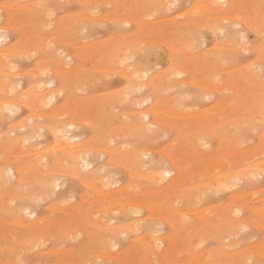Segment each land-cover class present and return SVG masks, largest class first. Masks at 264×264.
<instances>
[{
	"label": "rangeland",
	"instance_id": "374dc122",
	"mask_svg": "<svg viewBox=\"0 0 264 264\" xmlns=\"http://www.w3.org/2000/svg\"><path fill=\"white\" fill-rule=\"evenodd\" d=\"M159 1L160 0H0V6L3 7L8 6L9 8L12 9V10L5 9L4 11V9L2 8L0 10V14H3L2 17L3 19L1 18L2 20L0 21V25H1L0 27L2 26L6 28L8 27L7 29L9 31L6 32V35L9 37L5 46L9 48L8 50L10 51V54L8 53V51L6 52L7 56L5 57V59L7 58L6 59L7 61L4 60V57H0V86L2 85V87H0V98H1L0 103H2L3 99H4L3 102H5L9 98L14 96V94L7 93L9 91L6 92L8 88L7 89L4 88L5 84L2 81H7V82L13 80H15L14 82L19 81L22 84V89L28 90L31 89L32 87H35L38 84L37 81L39 80L38 75H40L41 71L44 73L45 77L47 76L46 78L48 79L52 78L55 80L54 82L57 85L54 87L55 88L54 91H58L59 89L62 88H63L62 90L64 91V93L62 95H59L51 105L41 106V107L39 106L35 110L36 112L23 105L22 106L23 108L21 107V109L17 111V113L16 111L9 112L8 110L7 111L4 110L3 113H0V138H1L0 139V143H1L0 144L1 145L0 175H3V173H5V169H7L5 166L9 167V165L17 166L19 164L20 165L28 164L30 161V155H29L30 153H28V150H31L34 147L35 149L38 150L50 149L51 147L49 148V145L52 146L55 138L54 134L51 132L52 127L61 125L64 120L69 121L71 117L72 119L74 118L73 121L77 122L78 127L77 126L71 127L70 133L72 132V134L78 135V139L84 142L85 147L88 150H90L88 153L90 156L88 155V157L92 161V166L95 169H99L100 167L99 170L101 172V173L97 172L94 175V177L92 176L91 177L92 179L90 178L89 182L85 184L83 183L85 182V180H84V176H82V172L85 174L87 170L74 174V172H72L73 170L70 167L71 164L66 163L64 165L60 163L58 161L59 156L50 153L51 156H48L49 163H47L45 167L54 172L55 175L54 179H57L56 183H58L57 188L55 187L53 189L46 190L44 181L48 180L49 177L44 176L45 173H42V170H40L42 168L41 166H38L39 169H37L38 167L34 169L33 168L25 169L23 171V175L21 176V178L20 176H18V178H11L6 173L3 176H0L1 179L0 180V189H1L0 190L1 192L0 193V264H189V263L195 264L194 261H197L196 264L199 263L215 264L214 262H216V264H219L217 262L222 263L223 261L226 260L228 262L227 263L225 262V264H231V263L239 264V262L240 264H245V261L249 262L251 257H252L250 260L251 262L252 261L255 263L260 262L259 264L264 263V255H263L264 254V250H263L264 249V213H263L264 174L261 177H255L254 178L255 180L253 179L254 181L240 180V182L238 181L237 183H235V185L224 187L225 190L221 189V186H218L217 184L219 181V177L223 178L225 173L227 174L228 171L238 170L235 169L236 167L239 168V170H241L245 168L243 167V165L248 166L247 165L248 161L249 162L252 161L251 164L253 163L259 164L260 160L264 158L263 157L264 155L262 154L264 152V123H263L264 120H262V118L264 119V117H262L264 113L259 115L260 113H262L263 111L262 109L264 108H261L263 107L261 101L258 103V101L261 99V98L259 99L258 97H262L264 91V89H262L263 91L260 89V88H264L263 87L264 86L263 83L264 41L262 40L264 39V32H263V36H261L260 34L262 33L256 32L255 30L257 27L255 29H252L255 27V25L256 26L258 25L257 29L259 30L260 26L264 25L263 24L264 19H262L264 12L260 10L261 8L264 10V5H263L264 0H229L228 6H221V7L227 8L231 6L230 7L231 11H229L227 14H229V16L232 14L233 15L230 18L226 14V16L224 17L225 20L222 14L224 12H221L216 9L214 10V7H212L209 4L210 0H202V1L179 0L173 6H168L169 3L167 6L160 4ZM194 3L195 5H193ZM156 5L157 8H155ZM202 6H209L210 9L206 7H205L206 9H204V7ZM260 6L263 7L260 8ZM252 7L255 8L258 7L260 9L257 8L258 10H256L255 8L253 9ZM93 8H95L96 10L95 9L93 10ZM46 9L47 11H45ZM190 10L194 15H192ZM178 12H181L182 14ZM198 12H200L199 15L195 14ZM208 13H210L211 15L220 14V17L217 15L211 17L210 14L209 16H206V14L208 15ZM251 13H253V15ZM259 13L262 14L260 15ZM149 15L151 16V18L149 17ZM171 15L173 16L172 18L170 17ZM234 15H238V17L235 18ZM245 16L247 18L244 19ZM252 16H254V19ZM237 18L240 19L242 18V21L237 20ZM213 19L214 20L217 19L215 22L217 23V27L219 26L218 30L217 27L214 25L215 22L213 21L214 23L213 25L211 23ZM198 20H200V22ZM252 20L255 21L256 24L252 22ZM260 20L262 21V23L260 22ZM201 21H203L202 23L205 24V27L203 24H201ZM243 21L245 23L248 22V24L246 25L243 24ZM250 21L254 23L253 24L254 27ZM234 22L236 25L234 24ZM196 24L198 25V28ZM223 24H225L226 26ZM250 24L252 27L249 26ZM201 25H203V27ZM247 26L249 28H247ZM208 27L211 30H209ZM222 27L225 28L223 29ZM261 29L264 30V28ZM184 31L187 34L186 33L184 34ZM259 31L262 32L261 30ZM195 33L196 36L194 37ZM190 36L192 38H190ZM185 39L187 40L197 39L199 41L197 46L198 48L194 46L197 45V42H194L195 40H193L192 41V43H194L193 46H191L192 45L191 43L190 45L191 47L189 46L190 48L188 49L187 47L184 46L185 48H187L185 49L182 45H185V43L186 44L190 43V41L187 40L186 42H184ZM203 39L205 40L204 42ZM180 40L182 41L181 42L182 44H180ZM243 42L245 43L243 44ZM219 43L221 44V46L223 45L222 47L223 49L219 47L220 46ZM172 44L174 45L171 46ZM140 45L141 48H138ZM228 45H230V47H228ZM174 46L175 48H173ZM179 46H181L180 48L185 49L184 52L183 49L179 48ZM231 46L233 47L231 48ZM248 46L249 47L252 46V48H249ZM254 46H260L261 53L259 54H261L262 57L260 56L259 58L258 51L256 50L257 47L253 49ZM144 47L146 48L148 47V48L146 49ZM192 47L193 49H191ZM224 47H226V49ZM32 48L33 50H30ZM200 50L204 51L205 55H203V53ZM124 51L127 52L125 53ZM199 52H201V54H199ZM120 53L121 54L123 53L122 56ZM126 54L127 56H130V58L133 57L134 58L133 59L128 58V60L126 59L127 61H125V65L127 63H133V64L135 63L136 65L140 64L147 71V75H145L147 77V78L145 77L146 80L144 78L143 79L144 81L140 80V82H146L147 80H150V78H155V81L158 84L156 89H153L152 87H143L139 91L127 90L126 92V89L128 88L129 84L126 78L120 74L121 68L125 66L123 63H121L120 58L121 59L124 58ZM174 54H176L177 56ZM206 54L208 56H206ZM199 56L201 57L198 58ZM68 57L69 59L71 58L70 63ZM178 57L179 59L176 60ZM256 57L258 58L255 59ZM215 58L218 59L216 60ZM252 61L253 63L251 64ZM10 62L12 63V66H15L17 68L15 69L17 72L14 70L13 73H8V72H12L13 71L12 69L15 68L12 67V69H10L11 66L10 67L8 66L11 64ZM67 62L70 65H67ZM256 62L259 64H257ZM219 64L220 65L222 64L224 66L220 68ZM248 65H250L249 67L252 66V71H249L251 70V68L246 67ZM113 66L117 70V72H119L120 75H117V73H115L116 70L114 72L111 71L114 70V68L110 69ZM177 67L180 69L178 70L182 76L173 73L174 70L177 69ZM257 67L258 68L260 67L259 68L260 70H258ZM56 68L58 69L60 68L59 70L62 69L63 70L59 71ZM242 68H244L243 70H245L246 73L249 71L248 73L254 72V74L252 73L249 77H246L248 73L245 74ZM228 69L230 70L227 71ZM7 70L9 71L5 72ZM21 71H26V73ZM18 72H21V74ZM242 72L244 74H242ZM16 73L18 74L14 76L13 74ZM167 73L168 75H166ZM172 74L174 75L172 76ZM10 75L11 77H9ZM104 75L107 76L108 79ZM164 75H166L165 76L166 78L163 77ZM3 76L5 78L4 80L3 79L1 80ZM6 76H8L9 79L5 80L7 78ZM251 76L253 79H250ZM256 76L258 78L261 77V79L260 80L256 79L257 78ZM214 77L216 78L217 83L213 82L215 80ZM241 77H243L244 79ZM248 78L250 79L249 81ZM210 80L213 83H211ZM256 80H259L257 82L260 83L262 81V83L261 84L259 83L257 85ZM240 83L242 86L240 85ZM237 85H238L237 87L238 89L236 88ZM216 86L218 89L214 88ZM221 86L223 88H221ZM256 86H259L260 88L257 87L258 88L257 89ZM165 87L167 90L165 89ZM248 87L251 88L249 89ZM239 89L242 91H240ZM122 90H123V94H122ZM47 91L48 89L43 90V92H47ZM241 92L246 94H243L242 96ZM250 92L253 93L251 94L253 98L248 96L250 95ZM259 92H261V94H259ZM17 93H18V89L16 90V94ZM117 93L118 95H116ZM124 95H130L128 96L129 99L126 98L127 96H125V98L123 99ZM149 96L151 97V99H153L152 101L150 99L149 104L150 105L156 104L159 108L157 117L161 120L159 121L161 125L159 124L160 126L158 125L153 127L152 128L153 130L152 129L151 131L149 130L150 133L148 132V130H143L144 132L143 131L138 132L135 129V126H137L138 124L145 126L147 124L146 123L147 120H145L142 116L138 118L137 113L145 109V107H147L149 104H147L148 101L143 102L141 106H137V107L135 106V104L136 102L144 101ZM121 97L122 100L120 99ZM256 98L258 99L257 102H255ZM29 100L30 99H25L26 102H28ZM230 101H233L234 103ZM251 101L255 102L254 103L255 105H253ZM247 102L249 106L247 105ZM243 103L246 104L244 105ZM256 103L261 105L258 107L257 106L258 104ZM176 106L179 107L177 108ZM240 106L242 109L240 108ZM256 107L258 108L256 109ZM39 110L43 112V113L41 112V114L48 113V115L41 117L42 119L39 118L38 120L37 119L35 120L37 122L36 123L37 125L43 124L45 129H43V131L42 130L40 131L39 134L42 135H37L33 137V133L29 131V128L27 130L21 128V126L24 124L31 125V123H33L34 121L33 122L30 121L31 120L30 117H32L34 113H40L37 112ZM30 111H32V113ZM180 114H182L181 117L179 116ZM245 114L247 117L245 116ZM128 115L129 117H127ZM257 116L260 117L258 118ZM201 117L203 118L201 119ZM251 117L255 121H253ZM78 118L79 121H77ZM128 118L129 119L132 118V119L128 120ZM22 119L26 121H23ZM90 123H92V125H90ZM124 135L126 137H124ZM23 137L24 138L33 137V138L31 139L29 144L21 146L20 144H18V142L21 141ZM105 140H108V142H110L111 140L114 141L112 143L111 142L108 143L107 141L105 142ZM192 140L194 142H192ZM226 140H228L229 143L225 142ZM232 141L233 143H231ZM36 144H40V145H36ZM17 146H19L20 148L21 147H25V148H23V151L22 149L21 150L18 149L17 151V148H19ZM94 146H96V148ZM122 146H124L125 148L124 147L120 148ZM106 147L107 148L109 147L111 149H107ZM134 148L135 150H133ZM113 149H115L116 151H113ZM197 149L199 152L197 151ZM251 149L252 150L254 149V151L256 152L251 151ZM257 149L259 150L257 151ZM132 150L133 152L134 151H136V153L138 152V154L139 151H141L140 152L141 155L139 159L132 160L133 156L130 153ZM227 150L229 151L227 152ZM246 150H248L249 154L250 152H254L252 153L254 157L252 155L250 156L249 154L247 156V152L245 155H243V151L245 152ZM212 151H214L213 152L214 154L212 153ZM232 151L234 152V154H236V152L239 151L235 155L236 159H234L235 156L233 158L234 154ZM240 151L242 153V156ZM142 155H144L145 157H143ZM237 156L239 159L237 158ZM240 156L243 158V160ZM249 156L251 158H248ZM208 158L209 160H207ZM219 158L221 159L217 161ZM230 158L233 162L230 160ZM110 159L114 161L113 163L114 165L111 164L106 165V163L110 161ZM222 160L224 162V165ZM239 160L240 162L242 161L241 162L242 164L239 162ZM262 160L261 162L263 163L264 159ZM219 162H221L220 163L221 165H219V167L216 168L217 165L215 164H219ZM243 162L246 163L243 164ZM239 164L243 168H241ZM159 165L161 167H167V168L170 167V169H173L174 179L173 180L165 179L162 180V182L159 181L161 183H159L157 179H150V178L148 179V176L151 173H155L153 171V167ZM102 166L103 167L105 166V169H103L104 171H101ZM233 166L236 167L234 168ZM131 167L133 170L131 169ZM221 167L224 169H221L223 171L220 173L221 170H219V168ZM211 169L212 171H210ZM214 169L215 170L217 169L219 173H217L218 171L217 170L215 171ZM57 171H59L60 173ZM70 171L72 173H70ZM107 171L111 172V174L109 173V175L113 177L112 179L109 175H108L109 177L107 176L108 178L111 179V180L109 179L110 182L113 183L116 180L114 185L112 184L113 186L108 188V191L112 192L122 188L126 190L123 193V195L122 194L120 195L122 197H119L120 200H117L118 201L117 203L112 199H103L102 197H104L103 195L106 191L104 192V190L98 189L101 188L102 186L100 187V185L96 183L97 182L96 178L101 177V174L104 173L106 174ZM144 173H145L144 176L141 175ZM147 173H149V175ZM138 174H140V178L141 176L143 177L141 179L138 178L137 176ZM41 177L42 179H40ZM179 177H181V181H178ZM5 179H7L6 181H4V184L6 185L3 184L4 186L2 187V181ZM100 179L98 183L99 182L102 183ZM214 179H216V181L212 182V180ZM174 180L175 183L177 184L173 182ZM118 181L120 183H118ZM200 181L202 184L200 183ZM18 182H20L19 183L20 185L19 187L16 188V186H18ZM37 182L41 184V186ZM93 182L96 183L97 185L96 184H95L96 186L92 185ZM188 182L189 184H187ZM205 182L206 184H203ZM194 183L195 185L198 186L196 187L195 185H192ZM211 183H213V185L214 183H216V185L213 186ZM174 185H176V190L177 188L180 189L178 190V192H175L176 190ZM179 185H181L180 187L181 188L183 187V189H181ZM129 186H131L133 191L131 190V188H128ZM163 187L164 188L168 187L167 192L162 190ZM185 187L187 188L185 189ZM21 188L22 190H20ZM195 188L196 191L193 190ZM200 188L202 191L198 193ZM94 189L98 190L97 192L99 195L95 193L96 190ZM159 189H161V192L163 191L162 195H160L161 192L160 194H158ZM254 189H256V192H254L255 191ZM249 191L250 193L252 192V195L250 193L248 194ZM243 192L246 193V198H245L246 200L244 199L243 201L242 199V201H240L241 197L244 198L245 193ZM38 193L39 196L37 195ZM188 193L190 197L187 195ZM32 194L33 196L30 197ZM180 195L185 196L184 198H181L183 200L180 199L181 197ZM167 196L170 197V199ZM191 197L192 198L196 197V198L193 199L194 200L193 201ZM197 197L199 198L197 199ZM176 198L178 200H176ZM173 199H175V201H178L177 204L173 203L174 202ZM3 200L7 203L5 204ZM13 200L15 201L12 202ZM55 200H57V202ZM133 200L135 202H132ZM190 200L193 201L192 202L193 205L195 204L197 206L196 209V206L192 205V207H195V211L194 208H192L190 205L192 204L190 203L191 202ZM232 200L234 201L236 200L237 202L235 201L236 202L235 203ZM231 201L232 203L233 202L234 203L230 205ZM124 202L129 204L130 206L129 208L131 209V211L129 208H126L128 207V205ZM130 202H132L134 205L132 203L130 204ZM141 202L143 203L140 204ZM154 202L157 203V205H154L155 204ZM104 203L108 209L105 208ZM158 204L161 205L159 206ZM234 204L238 206L236 207L234 206ZM52 205H55L53 206L55 209L52 207ZM59 205H61V207L63 208H61ZM114 205H119L120 208L118 206L116 209H114L113 207H116ZM123 205L125 210L126 211L129 210L130 213L129 211L128 212L124 211V208H122ZM188 205L190 206V208ZM226 205H228L229 207ZM260 205L262 207H260ZM256 206L259 207L257 208ZM15 207H18V209ZM25 207L30 208V210L32 211L35 210L36 211L35 214H37L35 216L37 217H29L28 215L24 214L23 210L25 209ZM132 207H136L138 210L135 208L133 209ZM209 207L212 209H210ZM226 207L229 210L231 208L230 212H228L229 210ZM235 207L236 208L243 207V208L242 211L239 212V214H236ZM11 208L13 211H11ZM77 208H79L80 210ZM111 208L115 210V213L114 211L110 212ZM139 208L140 210H142L141 212H139ZM187 208H189L190 210ZM207 208H209V213L207 212L208 211ZM220 208L222 210H219ZM224 208L227 209L226 210L227 212H225ZM232 208H234V210ZM256 208L259 211L261 209L263 210V211L261 210L262 212L260 211L261 215L260 214L258 215L259 211L254 210ZM180 209L182 210V212ZM205 209L207 215H205L204 213ZM63 210H65L67 213ZM118 210L120 211V213L117 212ZM132 210L138 211V213H134V211L132 212ZM202 210H203L202 214L204 215V217L201 214ZM20 211L22 212V216L24 219L22 218V216L19 215L21 213ZM212 211L214 212V214ZM61 212L63 215L64 214L67 215L63 216L61 215ZM183 212H184L183 215L180 214ZM195 213L197 216L195 215ZM197 213H199V217ZM169 214L171 218L169 217ZM179 214L181 215V217L178 216ZM208 214L209 215L213 214V216L211 215L212 218L209 216L211 219L206 217L208 216ZM223 214L225 215L226 218L223 217L224 216ZM15 215L17 216L15 217ZM216 215L219 216L218 218L220 221L218 220ZM38 217L42 220L40 225L36 227L35 226L31 227L29 223L30 224L34 223L33 221H36L35 219H37ZM165 217L167 219H164ZM177 217H180L184 222H185L184 219L186 218V223L182 221L183 224H181L179 218L174 219ZM215 217L217 218V220L214 219ZM230 217L233 218L235 221L247 219L245 220L244 224L242 223L243 225L241 223H237L235 227V225L233 224L234 226H232V232H233V227L235 228V230L232 237H231L232 233L230 229L231 226L229 230L227 229V226H229L232 223L231 221L230 222L228 221L231 220ZM25 218L27 219L25 220ZM87 218H89L88 219L89 221L87 220ZM169 218L171 220H169ZM202 219L204 220L208 219V221H203ZM209 219L212 221V223ZM166 220L171 221L172 225L169 223V221L167 222ZM172 220H174L175 222ZM188 220L189 222L190 221L192 222L191 225L194 222L193 226H191L195 228V230L194 228H192L194 231H196L197 228L200 226L199 223L201 224L202 227L198 228L199 230V231L197 230L198 232H200V229H203L204 227H206L205 228L206 231L208 230V228L210 229V226L213 227V230L210 229L207 231L208 233L206 232L209 237L207 235L203 236L205 235V233H203L202 230H201V233H203L202 235L201 233H198L200 234L201 239L207 237V239H203V243L202 240L199 238V235L193 232V230L191 231L190 230L191 228L189 229L190 224H188ZM214 220L216 222H222L223 225L220 223H218V225L217 223L214 225H217L218 227L217 234L219 235L220 232L221 233L220 235L223 237L225 235L226 238L224 237L223 239V237L220 236L218 238V235L214 233L216 232L215 231L216 226L214 227V225H210L215 223ZM248 220L249 222H246ZM18 221L20 223H18ZM24 221L26 223H24ZM137 221H138V225H139V221H141L140 222L141 229L138 230V232L137 230L136 231L133 230L134 228L137 229L136 227H134L137 226ZM196 221H200V222H196ZM242 221L244 222V220ZM14 222H17L18 224H15ZM92 222L93 224H91ZM154 222L157 224V225L155 224L156 226L154 225L155 227H157V229L155 228L157 233H154L155 232V230L153 229L154 226L153 228H151ZM206 222L210 226H208V224H206L205 226L204 224ZM101 223L104 225H100ZM120 224L122 225L126 224V226H119ZM127 224H129V226ZM142 224L144 226H142ZM219 224L220 226L222 225L221 226L222 228L226 224L227 225L225 229H222L221 227H219ZM52 225L54 228L52 227ZM130 225L132 226L131 228ZM173 225H175L174 228H170V226L173 227ZM185 225L187 228L185 227L184 229ZM180 226L181 229H183V230L180 229L181 232L178 229ZM147 228H148V232H151L152 229L154 230L153 232H151L152 235H150L149 233L150 237L152 236L151 238L152 240L154 239L153 236L155 238L158 237V239L161 238L164 240L163 243L161 244L158 243V245H155L157 243H154L155 242L154 240L153 241L150 240L149 236L147 235L148 233L146 230ZM175 228L177 229V231H175L176 230ZM109 229H111L112 231ZM186 229L189 231L188 233L185 232ZM205 229L203 231H205ZM124 230H126L127 233L125 234L122 233L124 232ZM219 230H223V231L221 232ZM224 230H226V232H224ZM237 230L239 232H237ZM68 232H70V234H68ZM117 232L120 234V236ZM193 233L197 234L198 238ZM229 233L231 234L229 235ZM141 234L143 236L146 234L147 237L146 236L143 237ZM167 235L170 236V239L172 238L171 241H169L170 239L169 240L167 239L168 237ZM46 236L48 238H46ZM32 237L35 238L33 241H32ZM193 237L196 239L194 240ZM144 238H146V241L147 239L149 240L147 242L141 241ZM228 238H230V240ZM217 239H219L220 241ZM42 240L44 242L43 245H42L43 243ZM110 240L112 243L115 242L117 245L116 244L113 245L112 243H110ZM196 240H200V241L199 242L197 241L198 242L197 243ZM149 241H151V244L153 242V246L155 245L154 247H156L157 250L151 245L148 246L150 244L148 243ZM33 242L34 243L40 242L41 247L39 246L38 243L34 244ZM200 242L203 245L201 244L202 246L200 245L197 246L198 244H200ZM146 243L148 245H146ZM234 243H236L237 245ZM27 245L28 247H26ZM34 245H36V248H34ZM225 246H227V248ZM148 247L152 248L150 249L152 250L151 256H149L150 251L149 253H147L148 250H145V249H149ZM223 247L225 249H223ZM158 248L159 249L161 248L159 252H158ZM220 248L222 249V251L220 250ZM227 249L228 250L230 249L229 252ZM216 250L221 253H223L225 250L224 255L221 256L220 255L221 253L217 254V252H215ZM156 251L158 252L157 256L154 255V253L156 254ZM206 251L207 252L209 251L208 253H210V255L212 253L213 256L206 254L207 253ZM230 251H232L233 253ZM235 251H238L237 255L239 257H236L237 255ZM239 251L241 253H239ZM18 252H20V255ZM213 252L215 254H213ZM251 252L252 255L250 256ZM255 252L259 256L256 254L253 255ZM159 253L160 255L161 253H163L161 257ZM242 253H243L242 256L245 257L246 259L241 256ZM195 254L198 259L196 257L193 258ZM201 254L204 255L206 254L208 256H205L204 258L203 255H202L203 257L200 256ZM231 254L233 255L231 256ZM247 255L250 257H248ZM14 256H17V258ZM224 256L226 257V259H224L225 258ZM199 257L201 258L199 259ZM217 259L219 261H217ZM238 259H240V261H238ZM251 262L249 263L252 264L253 262L252 263Z\"/></svg>",
	"mask_w": 264,
	"mask_h": 264
},
{
	"label": "bare ground",
	"instance_id": "6f19581e",
	"mask_svg": "<svg viewBox=\"0 0 264 264\" xmlns=\"http://www.w3.org/2000/svg\"><path fill=\"white\" fill-rule=\"evenodd\" d=\"M179 0H160L159 1V3L160 4H163V5H168V3H169V5L168 6H173V5H175V3L176 2H178ZM202 1V0H201ZM110 3V2H109ZM199 3V2H198ZM2 4V3H1ZM5 4V3H4ZM39 4H41V3H39ZM38 4V5H39ZM108 4V3H107ZM209 4L212 6V7H214V10L216 9V10H219V11H221V12H224V13H222L223 14V18L226 16V14L229 12V11H231L230 9V7L231 6H229V7H227V8H222L221 6H228V4H229V0H210V2H209ZM6 5V4H5ZM22 5H23V3H22ZM193 5H195V3L193 4ZM205 5V4H204ZM259 5V4H258ZM263 5H264V3H263ZM26 6V5H25ZM31 6V5H30ZM40 6V5H39ZM10 7H12V6H10ZM17 7H20V6H17ZM16 7V8H17ZM29 7V6H28ZM44 7V6H43ZM142 7V6H141ZM191 7V6H190ZM202 7H204V9H206V8H208V9H210L209 8V6H202ZM201 7V8H202ZM206 7V8H205ZM211 7V8H212ZM256 7V6H255ZM255 7H252L253 9L255 8ZM261 7H263V6H260V8ZM4 9V11H5V9L6 10H12L11 8H9L8 6H0V10L1 9ZM14 8V7H13ZM146 8V7H145ZM155 8H157V5H156V7ZM175 8V7H174ZM200 8V9H201ZM258 8V7H257ZM255 8L256 10H258V9H260V8ZM95 8H93V10H94ZM165 9V8H164ZM195 9V8H194ZM197 9V8H196ZM203 9V8H202ZM213 9V8H212ZM36 10H38V9H36ZM50 10V9H49ZM52 10V9H51ZM96 10V9H95ZM170 10V9H169ZM214 10H213V12H214ZM260 10H262L263 12H264V10L261 8ZM45 11H47V9L45 10ZM44 11V12H45ZM197 11V10H196ZM210 11V10H209ZM49 12V11H48ZM52 12V11H51ZM50 12V13H51ZM155 12V11H154ZM166 12V11H165ZM184 12V11H183ZM190 12H191V10H190ZM193 12H195V11H193ZM41 13V12H40ZM46 13V12H45ZM153 13V12H152ZM178 13H181V12H178ZM185 13H187V12H185ZM184 13V14H185ZM192 13V12H191ZM190 13V14H191ZM199 13L200 12H198V13H195V14H198L199 15ZM211 13V12H210ZM210 13H208V15L206 14V16H209V14ZM215 13H217V12H215ZM182 14V13H181ZM202 14H203V12H202ZM201 14V15H202ZM222 14H221V16H222ZM252 15H253V13H251ZM254 14H255V12H254ZM260 14V13H259ZM262 14V13H261ZM260 14V15H261ZM46 15H49V14H46ZM154 15H155V13H154ZM192 15H194L193 13H192ZM217 15V14H216ZM216 15H211L210 14V16L212 17V16H216ZM228 15V17H230L231 18V16L233 15H230L229 16V14H227ZM246 15V14H245ZM250 15V14H249ZM248 15V16H249ZM258 15V14H257ZM147 16H148V14H147ZM153 16V15H152ZM182 16V15H181ZM217 16H219L220 17V14L219 15H217ZM235 16V18L236 17H238V15H234ZM3 17V14H0V21L3 19L2 18ZM149 17L151 18V16L149 15ZM171 18L173 17L172 15L170 16ZM179 17V16H178ZM189 17V16H188ZM251 17V16H250ZM250 17H249V19H250ZM253 17V19H254V16H252ZM2 18V19H1ZM46 18H47V16H46ZM45 18V19H46ZM169 18V17H168ZM233 18V17H232ZM245 18H247L246 16L244 17V19ZM259 18H260V16H259ZM258 18V19H259ZM167 19V18H166ZM215 19V18H214ZM212 20V25L214 24L213 23V21L215 22L216 20ZM221 19V18H220ZM227 19H229V18H227ZM226 19V20H227ZM234 19V18H233ZM252 19V18H251ZM262 19H264V13H263V17H262ZM155 20V19H154ZM205 20H207V19H205ZM210 20V19H209ZM223 20V19H222ZM224 20H225V18H224ZM237 20H241L242 21V18L240 19V18H237ZM80 21V20H79ZM149 21V20H148ZM188 21V20H187ZM195 21V20H194ZM197 21V20H196ZM199 22H200V20H198ZM229 21V20H228ZM236 21V20H235ZM245 21H247V20H245ZM258 21V20H257ZM264 21V20H263ZM190 22V21H189ZM203 21H201V24H203L202 23ZM205 22V21H204ZM221 22V21H220ZM239 22V21H238ZM251 22V21H250ZM249 22V23H250ZM252 22H254L255 24H256V22L255 21H253L252 20ZM251 22V23H252ZM260 22L262 23V21L260 20ZM77 23H78V21H77ZM182 23V22H181ZM191 23V22H190ZM198 23V22H197ZM208 23V22H207ZM210 23V24H211ZM254 23H252V25L254 24ZM126 24V23H125ZM199 24V23H198ZM234 24H235V22H234ZM243 24H248V22L247 23H245L244 21H243ZM257 24H259V23H257ZM263 24H264V22H263ZM12 25V24H11ZM184 25V24H183ZM204 25V27H205V24H203ZM203 25H201L202 27H203ZM216 27H217V23L215 22V24H214ZM223 25H225V24H223ZM236 25V24H235ZM1 26V25H0ZM5 26H6V24H5ZM8 26V25H7ZM10 26V25H9ZM51 26V25H50ZM196 26H197V28H198V25L196 24ZM226 26V25H225ZM249 26H251V24L249 25ZM264 25H262V26H260V28H259V30H261L262 32H260L257 28H258V25L256 26L255 25V27H254V25H253V27L254 28H252V29H255L256 27V32H259V33H262V34H260L261 36H263V32H264V30H262L261 28H264L263 27ZM86 27V26H85ZM135 27V26H134ZM211 27V26H210ZM219 27V26H218ZM217 27V30L219 29ZM252 27V26H251ZM250 27V28H251ZM8 28V27H7ZM6 27H0V57H4V60H6L5 59V57L7 56V54H6V52L8 51V53L10 54V51L8 50L9 48H7L5 45H6V43H7V41H8V37L9 36H7L6 35V32H8L9 30L7 29ZM192 28H194V27H192ZM207 28V27H206ZM223 28V27H222ZM225 28V27H224ZM223 28V29H224ZM247 28H249L248 26H247ZM167 29V28H166ZM208 29H209V27H208ZM168 30V29H167ZM170 30H172V29H170ZM209 30H211V29H209ZM212 30H213V28H212ZM217 30H214V31H217ZM258 30V31H257ZM186 31V30H185ZM184 31V34L186 33ZM221 31V30H220ZM119 32V31H118ZM117 32V33H118ZM195 32V31H194ZM242 32H243V30H242ZM192 33V32H191ZM200 33V32H199ZM222 33V32H221ZM187 34V33H186ZM189 34V33H188ZM201 34V33H200ZM245 34V33H244ZM258 34V33H257ZM39 35V34H38ZM44 35V34H43ZM42 35V36H43ZM198 35V34H197ZM214 35V34H213ZM233 35V34H232ZM48 36V35H47ZM47 36H44V37H47ZM187 36V35H186ZM196 36V33H195V35H194V37ZM235 37H236V35H235ZM245 37V36H244ZM179 38V37H178ZM190 38H192L191 36H190ZM205 38V37H204ZM216 38V37H215ZM47 39V38H46ZM189 39V38H188ZM241 39V38H240ZM244 39V38H243ZM242 39V40H243ZM48 40V39H47ZM184 40V39H183ZM186 40L187 39H185V41L184 42H186ZM193 40H195V39H193ZM193 40H187V41H190V43H188V44H186L185 43V45H182L183 47L185 46V47H187L188 49L191 47V46H193V44L194 43H192V41ZM232 40V39H231ZM234 40V39H233ZM245 40V39H244ZM263 41H264V39H262ZM44 41H45V39H44ZM116 41V40H115ZM201 41V40H200ZM205 40L203 39V42H204ZM47 42V41H46ZM182 41L180 40V44H182L181 43ZM194 42H197V45H194V46H198V40L196 39ZM216 42V41H215ZM219 42V41H218ZM217 42V43H218ZM232 42V41H231ZM230 42V43H231ZM48 43V42H47ZM191 43H192V45H191ZM202 43V42H201ZM225 43V42H224ZM223 43V44H224ZM228 43V42H227ZM226 43V44H227ZM245 42H243V44H244ZM82 44V43H81ZM80 44V45H81ZM98 44V43H97ZM178 44V43H177ZM200 44V43H199ZM239 44V43H238ZM247 44H249V43H247ZM246 44V45H247ZM8 45V44H7ZM48 45V44H47ZM51 45V44H50ZM135 45V44H134ZM174 44H172L171 46H173ZM191 45V46H190ZM213 45V44H212ZM219 47H223V45L221 46V44L219 43ZM261 45V44H260ZM49 46V45H48ZM190 46V47H189ZM239 46V45H238ZM237 46V47H238ZM244 46V45H243ZM45 47V46H44ZM53 47V46H52ZM130 47V46H129ZM129 47H128V49H129ZM177 47V46H176ZM181 46H179V48H180ZM184 47V48H185ZM201 47V46H200ZM216 47V46H215ZM218 47V46H217ZM228 47H230V45H228ZM227 47V48H228ZM233 46H231V48H232ZM235 47V46H234ZM246 47V46H245ZM249 47V46H248ZM255 47H257V51H258V56H259V58H260V56L262 57V55L261 54H259V53H261V48H260V46H254V48L253 49H255ZM41 48V47H40ZM43 48V47H42ZM47 48V47H46ZM49 48V47H48ZM138 48H141V45L138 47ZM144 48H146V47H144ZM148 48V47H147ZM146 48V49H147ZM173 48H175V46L173 47ZM178 48V47H177ZM180 48V49H183V52H184V50L185 49H187V48ZM198 48V47H197ZM225 49H226V47H224ZM249 48H252V46L251 47H249ZM260 50H259V49ZM262 48H263V46H262ZM172 49V48H171ZM191 49H193V47L191 48ZM190 49V50H191ZM196 49V48H195ZM201 49V48H200ZM223 49V48H222ZM221 49V50H222ZM246 49H248V48H246ZM30 50H33V48L32 49H30ZM136 50H138V49H136ZM197 50V49H196ZM202 50V49H201ZM200 50V51H201ZM264 50V49H263ZM263 50H262V53H263ZM128 51V50H127ZM127 51H124L125 53L127 52ZM142 51V50H141ZM143 51H144V49H143ZM193 51V50H192ZM206 51V50H205ZM209 51V50H208ZM241 51V50H240ZM246 51V50H245ZM132 52V51H131ZM187 52H189V51H187ZM202 53H203V55H205L204 54V51H201ZM201 52H199V54H201ZM207 52V51H206ZM142 53V52H141ZM174 53V52H173ZM195 53V52H194ZM27 54V53H26ZM121 54V53H120ZM123 54V53H122ZM122 54H121V56H122ZM219 54V53H218ZM256 54V53H255ZM29 55V54H28ZM174 55H176V54H174ZM173 55V56H174ZM185 55V54H184ZM183 55V56H184ZM193 55V54H192ZM212 55V54H211ZM215 55V54H214ZM133 56V55H132ZM177 56V55H176ZM189 56H191V55H189ZM206 56H208L207 54H206ZM201 56H199L198 58H200ZM205 57V56H204ZM128 58L129 59H133V58H130V56H127V54L125 55V57L124 58H120V61H121V63H123L124 65H125V61H127L128 60ZM195 58V57H194ZM258 57H256L255 59H257ZM9 59V58H8ZM11 59V58H10ZM127 59V60H126ZM179 59V57L176 59V60H178ZM216 60L218 59V58H215ZM68 60H69V63H70V60H71V58L69 59V57H68ZM7 61V60H6ZM74 61V60H73ZM207 61V60H206ZM222 61V60H221ZM249 61V60H248ZM2 62H3V60H2ZM52 62V61H51ZM210 62V61H209ZM216 62V61H215ZM218 62V61H217ZM5 63V62H4ZM11 63V62H10ZM61 63V62H60ZM68 62H67V65H70ZM78 63V62H77ZM120 63V64H121ZM249 63V62H248ZM253 63V61L251 62V64ZM257 63V62H256ZM6 64V63H5ZM4 64V65H5ZM122 64V65H123ZM158 64H159V62H158ZM214 64V63H213ZM223 64V63H222ZM221 64V65H222ZM246 64H247V62H246ZM257 64H259V63H257ZM17 65V64H16ZM65 65V64H64ZM156 65V64H155ZM212 65V64H211ZM218 65V64H217ZM220 65V64H219ZM219 66L220 68L221 67H223L224 65H222V66ZM244 65V64H243ZM9 67L11 66V68L10 69H12V67L14 68L15 66H12V63L10 64V65H8ZM50 66V65H49ZM48 66V67H49ZM59 66V65H58ZM118 66V65H117ZM186 66V65H185ZM250 65H248V66H246V67H249ZM62 67V66H61ZM159 67V66H158ZM170 67H172V66H170ZM191 67V66H190ZM196 67V66H195ZM216 67V66H215ZM255 67V66H254ZM39 68V67H38ZM43 68H44V66H43ZM72 68V67H71ZM112 68H114V66L113 67H111L110 69H112ZM151 68V67H150ZM225 68V67H224ZM249 68H251V70H249V71H252V66L251 67H249ZM248 68V69H249ZM258 68V67H257ZM260 68V67H259ZM258 68V70H260ZM15 69H17L16 67L14 68V69H12L13 71L12 72H8L9 70H7V71H5V72H8V73H13L14 72V70ZM49 69V68H48ZM57 70H59L58 68H56ZM65 69V68H64ZM119 69V68H118ZM161 69V68H160ZM179 68L177 67V69L176 70H174V72L173 73H176V75H181V73L179 72V70H178ZM244 68H242V70H243ZM247 69V68H246ZM5 70V69H4ZM63 70V69H62ZM62 70H59V71H62ZM107 70V69H106ZM116 69L114 68V70H111V71H115ZM120 70V69H119ZM152 70V69H151ZM155 70V69H154ZM218 70V69H217ZM226 70V69H225ZM230 69H228L227 71H229ZM16 71V70H15ZM35 71V70H34ZM46 71V70H45ZM109 71V70H108ZM166 71V70H165ZM220 71V70H219ZM237 71V70H236ZM235 71V72H236ZM238 71H239V69H238ZM244 71V73L245 74H247L249 71L248 70H246V71H248L247 73L245 72V70H243ZM2 72V71H1ZM17 72V71H16ZM21 72H25L26 73V71H21ZM21 72H18V73H20L21 74ZM28 72V71H27ZM36 72V71H35ZM34 72V73H35ZM148 72H150V71H148ZM168 72V71H167ZM221 72H222V69H221ZM223 72H224V70H223ZM261 72V71H260ZM259 72V73H260ZM18 73H16V74H13L14 76L15 75H17ZM37 73V72H36ZM115 73H117V75H123L125 78H126V80L128 81V88L126 89V92H127V90L128 91H131V90H136V91H139V90H141L143 87H152L153 89H156L157 88V82L155 81V78H150V80H147L146 82H140V80L142 81L146 76L145 75H147V71H146V69H144L140 64H133V63H127L123 68H121V70H120V74H119V72H117V70H116V72ZM200 73V72H199ZM243 72H242V74H244ZM253 74H254V72H252ZM252 73H248L247 74V76L246 77H249ZM170 74V73H169ZM182 74H184V73H182ZM257 74V73H256ZM108 75V74H107ZM115 75V74H114ZM166 75H168V73L166 74ZM166 75H164L163 77L164 78H166L165 76ZM174 74H172V76H173ZM19 76V75H18ZM34 76V75H33ZM39 76V80H37L38 81V84L35 86V87H32L31 89H28V90H24V89H22V84L18 81V82H14L15 80H13V78H12V80L13 81H9V82H7V81H2L4 84H5V89H7L6 90V92L7 91H9V92H7V93H11V94H14V96L13 97H11V98H9L7 101H5V102H3L4 101V99H3V101H2V103H0V113H3V111L4 110H8L9 112H15L16 111V113H17V111H19L20 109H21V107L24 105L25 107H28V108H30V109H32L34 112H36L35 110L40 106H49V105H51L52 103H53V101H55L56 99H57V97L59 96V95H62L63 93H64V91L62 90V89H59L58 91H54L55 90V86L57 85V84H55V80L54 79H52V78H50V79H48V78H46L45 76H44V73L41 71L40 72V75H38ZM105 76V75H104ZM110 76V75H109ZM149 76V75H148ZM171 76V75H170ZM182 76V75H181ZM218 76V75H217ZM216 76V77H217ZM239 76V75H238ZM7 78L5 79V80H7V79H9V77H11V75L8 77V76H6ZM17 77V76H16ZM106 78H107V76H105ZM257 77V76H256ZM4 76L1 78V80L3 79L4 80ZM110 78V77H109ZM147 78V77H146ZM146 78H145V80H146ZM215 78V77H214ZM213 78V79H214ZM241 78H243V77H241ZM264 78V77H263ZM108 79V78H107ZM212 79V80H213ZM244 79V78H243ZM242 79V80H243ZM250 79H253L252 78V76H251V78ZM249 78H248V81L250 80ZM256 79H261V77L260 78H256ZM204 80V79H203ZM215 80H216V78H215ZM213 81V82H216L217 83V80L216 81ZM247 80V79H246ZM255 80V79H254ZM253 80V81H254ZM259 80H256V83H257V85L260 83V82H257V81H259ZM144 81V80H143ZM170 81V80H169ZM168 81V82H169ZM182 81V80H181ZM211 81V80H210ZM238 81H239V79H238ZM237 81V82H238ZM61 82V81H60ZM212 81H211V83H213ZM218 82H221V81H218ZM235 82V81H234ZM215 83V84H216ZM255 83V82H254ZM261 83H262V81H261ZM260 83V84H261ZM263 83H264V81H263ZM27 84V83H26ZM182 84V83H181ZM222 84V83H221ZM224 84V83H223ZM242 84H244V83H242ZM113 85V84H112ZM212 85V84H211ZM217 85V84H216ZM232 85V84H231ZM240 85H241V83H240ZM239 85V86H240ZM6 86H8V87H6ZM199 86V85H198ZM242 86V85H241ZM263 86V85H262ZM0 87H2V85L0 86ZM74 87H75V85H74ZM226 87V86H225ZM224 87V88H225ZM235 87V86H234ZM238 87V85L236 86V88ZM257 87H259V86H256V88ZM264 87V86H263ZM175 88V87H174ZM214 88H217V86L216 87H214ZM220 88V87H219ZM221 88H223L222 86H221ZM249 88V87H248ZM251 88V87H250ZM249 88V89H250ZM260 88V87H259ZM18 89V93L16 94V90ZM47 90L48 89V91L47 92H43V90ZM165 89H166V87H165ZM218 89V88H217ZM232 89V88H231ZM238 89V88H237ZM258 89V88H257ZM261 90L262 89H264V88H260ZM167 90V89H166ZM214 90H216V89H214ZM222 90H224V89H222ZM240 90V89H239ZM246 90V89H245ZM244 90V91H245ZM248 90V89H247ZM252 90H253V88H252ZM256 90V89H255ZM5 91V90H4ZM240 91H242V90H240ZM263 91V90H262ZM261 91V92H262ZM166 92V91H165ZM246 92V91H245ZM257 92V91H256ZM261 92H259V94H261ZM118 93H120V92H118ZM118 93L116 94V95H118ZM133 93V92H132ZM135 93V92H134ZM242 93V92H241ZM6 94V93H5ZM4 94V95H5ZM122 94H123V90H122ZM121 94V95H122ZM127 94V93H126ZM243 94H246V93H242L241 95L243 96ZM251 94H253V93H251L250 92V95H248V96H250V97H252L251 96ZM72 95V94H71ZM70 95V96H71ZM131 95V94H130ZM130 95H124V97H123V99L125 98V96H127L126 98H128L129 99V97L128 96H130ZM186 95V94H185ZM96 96V95H95ZM137 96V95H136ZM183 96V95H182ZM239 96V95H238ZM150 97V96H149ZM146 98L144 101H142V102H136V104H135V106L137 107V106H141L142 104H143V102H146V101H148V103L147 104H149V102H150V99H151V97L150 98ZM255 97H257V96H255ZM154 98V97H153ZM206 98V97H205ZM253 98V97H252ZM260 100L258 101V103L261 101V103H262V105H263V107H261V108H264V91H263V94H262V97H258ZM1 99V98H0ZM25 99H30L28 102H26L25 101ZM118 99H119V97H118ZM121 100H122V97L120 98ZM130 99H131V97H130ZM161 99V98H160ZM184 99V98H183ZM6 100V99H5ZM153 99H151V101H152ZM233 100V99H232ZM238 100V99H237ZM244 100V99H243ZM257 98H256V101L255 102H257ZM173 101V100H172ZM239 101H240V99H239ZM253 101V100H252ZM251 101V102H252ZM58 102V101H57ZM65 102V101H64ZM68 102V101H67ZM230 102H233V101H230ZM248 102H249V99H248ZM248 102H247V105H248ZM255 102H252L253 103V105H255L254 103ZM234 103V102H233ZM232 103V104H233ZM258 103H256V104H258ZM132 104H133V101H132ZM230 104V103H229ZM231 104V105H232ZM244 105L246 104V103H243ZM250 104V103H249ZM175 105V104H174ZM261 105V104H260ZM259 104L257 105L258 107L260 106ZM129 106V105H128ZM249 106V105H248ZM177 107V106H176ZM179 107V106H178ZM177 107V108H178ZM230 107H232V106H230ZM258 107H256V109L258 108ZM23 108V107H22ZM45 108V107H44ZM54 108V107H53ZM143 108V107H142ZM240 108H241V106H240ZM244 108V107H243ZM248 108V107H247ZM255 108V107H254ZM176 109V108H175ZM242 109V108H241ZM249 109H250V107H249ZM45 110H47V109H45ZM167 110V109H166ZM184 110H185V108H184ZM236 110H237V108H236ZM240 110V109H239ZM247 110V109H246ZM263 111H262V113H260L259 115H261V114H263L264 113V109H262ZM44 111V110H43ZM48 111H49V109H48ZM158 111H159V108H158V106L155 104V105H153V104H149L147 107H145V109H143V110H141L139 113H137L138 115H137V117L139 118L140 116H142L145 120H147V124L145 125V126H143V125H139L138 124V122H137V126H135V129L138 131V132H140V131H143V130H148V132H149V130L151 131V129L153 128V127H155V126H158L159 124H160V122L159 121H161L157 116H158ZM183 111V110H182ZM181 111V112H182ZM259 111V110H258ZM31 113H32V111H30ZM37 112H40V113H34V115H32V117H30V121H34L33 123H31V125L29 124H24V125H22L21 126V128H23V129H27L28 130V128H29V131L30 132H32L33 133V137H35V136H37V135H42V134H39L40 133V131L42 130L43 131V129H45V127L43 126V124L42 125H37L36 123V119L38 120L39 118H41V117H43V116H45V115H48V113L47 114H41V110H39V111H37ZM184 112V111H183ZM240 112V111H239ZM255 112V111H254ZM256 112H257V110H256ZM6 113V112H5ZM5 113H4V115H5ZM43 113V112H42ZM57 113V112H56ZM65 113V112H64ZM71 113V112H70ZM197 113V112H196ZM199 113V112H198ZM207 113V112H206ZM15 114V113H14ZM36 114H39V115H36ZM41 114V115H40ZM61 114V113H60ZM79 114V113H78ZM179 114V113H178ZM247 114V113H246ZM246 114H245V116H246ZM256 114V113H255ZM254 114V115H255ZM52 115V114H51ZM68 115V114H67ZM204 115H205V113H204ZM207 115V114H206ZM252 115V114H251ZM60 116V115H59ZM126 116V115H125ZM124 116V117H125ZM173 116H174V114H173ZM180 117L182 116V114H180L179 115ZM244 116V117H245ZM127 117H129V115L127 116ZM247 117V116H246ZM252 117H254V116H252ZM251 117V119L253 120V121H255L253 118ZM258 118L260 117V116H257ZM262 117H264V114L262 115ZM261 117V118H262ZM12 118V117H11ZM203 117H201V119H202ZM211 118V117H210ZM42 119V118H41ZM40 119V120H41ZM71 119H72V117H71ZM71 119H69V121H66V120H64L63 122H62V124L61 125H59V126H55V127H52V133L54 134V136H55V138H54V143L52 144V146H50L49 145V148L50 149H45V150H38V149H35V147L34 148H32L31 150H28V153H30L29 155H30V161H29V163L28 164H24V165H17L18 164V162H17V164H15V165H17V166H14V165H9V167H7V166H5L7 169H5V173L6 174H8L11 178H18V176H20V178H21V176L23 175V171L25 170V169H34V168H37L38 166H41L42 168L40 169V170H42V173H45L44 174V176H48L49 177V179L48 180H46V181H44L45 182V188H46V190L47 189H53V188H57V186H58V183H56V181H57V179H54V177H55V175H54V172L52 171V170H49L48 168H46L45 167V165L47 164V163H49V159H48V156H51L50 155V153H52V154H56L57 156H59V159H58V161L60 162V163H62V164H66V163H68V164H71V169L73 170L72 172H74V174L76 173H78V172H81V171H85V170H87L86 171V173L84 174L83 172H82V176H84V180H85V182H83V183H87V182H89V179L93 176L94 177V175L97 173V172H100V167H99V169H95L93 166H92V161L89 159V157H88V153H89V151L90 150H88L86 147H85V145H84V142H82L81 140H79L78 139V135H76V134H72V132L70 133V129H71V127H78V124H77V122H75V121H73V119L71 120ZM123 119V118H122ZM126 119V118H125ZM132 118H128V120H131ZM142 119V118H141ZM200 119V118H199ZM241 119V118H240ZM257 119V118H256ZM23 120V119H22ZM68 120V119H67ZM219 120V119H218ZM236 120V119H235ZM244 120H245V118H244ZM262 120H264L263 118H262ZM23 121H26V120H23ZM53 121V120H52ZM77 121H79V118H78V120ZM82 121V120H81ZM86 121V120H85ZM125 121V120H124ZM134 121V120H133ZM135 121H136V119H135ZM143 121V120H142ZM228 121V120H227ZM239 121V120H238ZM243 121V120H242ZM50 122H51V120H50ZM224 122H225V120H224ZM23 123V122H22ZM45 123H46V121H45ZM85 123V122H84ZM223 123V122H222ZM256 123V122H255ZM264 123V122H263ZM48 124V123H47ZM227 124V123H226ZM245 124V123H244ZM249 124V123H248ZM27 125V126H26ZM90 125H92V123H90ZM161 125V124H160ZM159 125V126H160ZM221 125V124H220ZM239 125V124H238ZM241 125V124H240ZM263 125V124H262ZM249 126V125H248ZM17 127V126H16ZM253 127V126H252ZM18 129V128H17ZM16 129V130H17ZM47 130V129H46ZM153 130V129H152ZM154 130H155V128H154ZM252 130V129H251ZM14 131V130H13ZM24 132V131H23ZM27 132V131H26ZM144 132V131H143ZM2 133V132H1ZM4 133V132H3ZM150 133V132H149ZM148 133V134H149ZM129 134V133H128ZM237 135V134H236ZM235 135V136H236ZM222 136V135H221ZM227 136V135H226ZM8 137V136H7ZM33 137H23V139L21 140V141H19L18 142V144H20L21 146H24V145H26V144H29L30 143V141H31V139L33 138ZM43 137H45V136H43ZM50 137V136H49ZM110 137V136H109ZM109 137H108V139H109ZM124 137H126L125 135H124ZM228 137V136H227ZM10 138V137H9ZM8 138V139H9ZM42 138V137H41ZM111 138V137H110ZM220 138V137H219ZM231 138V137H230ZM1 139V138H0ZM35 139V138H34ZM53 139V138H52ZM200 139V138H199ZM198 139V140H199ZM234 139H236V138H234ZM233 139V140H234ZM261 139V138H260ZM7 140V139H6ZM194 140V139H193ZM192 140V142H194ZM223 140V139H222ZM241 140V139H240ZM108 142V140H105V142ZM114 140H111L110 142L112 143ZM190 141H191V139H190ZM195 141H196V139H195ZM2 142V141H1ZM110 142H108V143H110ZM225 142H228L229 143V141L228 140H226ZM6 143V142H5ZM41 143V142H40ZM107 143V144H108ZM204 143V142H203ZM223 143V142H222ZM231 143H233V141L231 142ZM234 143H235V141H234ZM244 143V142H243ZM1 144V143H0ZM9 144V143H8ZM48 144V143H47ZM107 144H105V145H107ZM184 144V143H183ZM194 144V143H193ZM192 144V145H193ZM238 144V143H237ZM5 145V144H4ZM19 145V146H20ZM36 145H40V144H36ZM105 145H103V146H105ZM232 145V144H231ZM236 145V144H235ZM240 145V144H239ZM243 145V144H242ZM1 146V145H0ZM3 146V145H2ZM6 146V145H5ZM19 146H17V147H19ZM34 146V145H33ZM102 146V147H103ZM205 146V145H204ZM238 146V145H237ZM8 147H10V146H8ZM40 147V146H39ZM48 147V146H47ZM89 147V146H88ZM91 147V146H90ZM95 148H96V146H94ZM94 147H92V148H94ZM124 146H122V147H120V148H123ZM199 147V146H198ZM206 147V146H205ZM23 148H25V147H19V148H17V151H18V149L19 150H21L22 149V151H23ZM107 148V147H106ZM106 148H105V150H106ZM125 148V147H124ZM229 148H230V146H229ZM243 148V147H242ZM256 148V147H255ZM107 149H111V148H107ZM232 149V148H231ZM236 149V148H235ZM235 149H234V152H235ZM263 149V148H262ZM133 150H135V148L133 149ZM133 150L130 152L131 154H132V156H133V158H132V160L133 159H139V157H140V152L141 151H139V154H138V152L136 153V151H134L133 152ZM200 150V149H199ZM230 150V149H229ZM229 150H227V152L229 151ZM238 150V149H237ZM243 150V149H242ZM256 150V149H255ZM259 149H257V151H258ZM113 151H116L115 149H113ZM197 151H198V149H197ZM206 151V150H205ZM251 151H254V149L252 150L251 149ZM21 152V151H20ZM121 152V151H120ZM199 152V151H198ZM214 151H212V153H213ZM233 152V151H232ZM234 152H233V154H234ZM239 152V151H238ZM238 152H236V154L238 153ZM246 152H247V156H248V154H249V152H248V150H246L245 152L243 151V155H245L246 154ZM254 152H256V151H254ZM254 152H250V156L252 155V153H254ZM263 152V151H262ZM143 153V152H142ZM149 153V152H148ZM147 153V154H148ZM205 153H207V152H205ZM204 153V154H205ZM226 153V152H225ZM240 153H241V151H240ZM259 153V152H258ZM25 154V153H24ZM144 154V153H143ZM146 154V155H147ZM214 154V153H213ZM213 154H212V156H213ZM232 154V155H233ZM236 154H234L233 155V158H234V156L236 155ZM263 155H264V152L262 153ZM22 155V154H21ZM101 155H103V154H101ZM125 155V154H124ZM208 155V154H207ZM254 155H256V154H254ZM90 156V155H89ZM104 156H105V154H104ZM143 157H145L144 155H142ZM204 156V155H203ZM241 156H242V153H241ZM240 156V157H241ZM248 157V158H251V157ZM253 156V155H252ZM13 157V156H12ZM18 157V156H17ZM23 157V156H22ZM102 157V156H101ZM114 157V156H113ZM205 157H206V155H205ZM211 157V156H210ZM230 157V156H229ZM254 157V156H253ZM264 157V156H263ZM21 158V157H20ZM127 158V157H126ZM204 158V157H203ZM232 158V157H231ZM231 158H230V160H231ZM237 158H238V156H237ZM242 158V157H241ZM245 158H246V156H245ZM257 158V157H256ZM15 159V158H14ZM13 159V160H14ZM18 159V158H17ZM206 159V158H205ZM221 158H219L217 161H219ZM223 159V158H222ZM234 159H236V156H235V158ZM233 159V160H234ZM239 159V158H238ZM252 159H254V158H252ZM262 159H264V158H262ZM261 159V160H262ZM25 160H26V158H25ZM28 160V159H27ZM170 160V159H169ZM207 160H209V158L207 159ZM225 160H226V158H225ZM230 160H229V162H230ZM242 160H243V158H242ZM249 160V159H248ZM256 160V159H255ZM260 160V159H259ZM261 160H260V162H261ZM10 161V160H9ZM51 161V160H50ZM117 161H118V159H117ZM126 161V160H125ZM232 161V160H231ZM236 161V160H235ZM254 161V160H253ZM263 161V160H262ZM122 162H124V161H122ZM132 162V161H131ZM130 162V163H131ZM222 162H223V160H222ZM226 162H228V161H226ZM233 162V161H232ZM231 162V163H232ZM239 162H240V160H239ZM238 162V163H239ZM242 162V161H241ZM240 162V163H241ZM251 162L252 161H248V163H247V165L248 166H244L243 165V167H245V168H243V167H241L240 166V164H239V166L241 167V168H243V169H241V170H239V168H237L236 166V168L235 169H238V170H235V171H226L227 172V174L225 173V175L223 176V178H221V177H219V181H218V186H221V189H224V187H228V186H232V185H235V183H237L238 181L240 182V180L241 181H251V180H253L255 177H261L263 174H264V162L262 163L261 162V164H260V162H259V164H257V163H253V164H251ZM256 162H258V161H256ZM16 163V162H15ZM114 163V161L112 160V159H110V161H108L107 163H106V165H108V164H111V165H114L113 164ZM118 163V162H117ZM215 163V162H214ZM213 163V164H214ZM218 163V162H217ZM221 162H219V164H215V165H217L216 166V168H218L219 167V165H221L220 164ZM246 163V162H245ZM244 162H243V164H245ZM8 164V163H7ZM11 164V163H10ZM42 164V165H41ZM127 164H128V161H127ZM179 164V163H178ZM230 164V163H229ZM242 164V163H241ZM80 165H81V167H80ZM124 165H126V164H124ZM142 165H144V164H142ZM158 165V164H157ZM161 165V164H160ZM154 166L153 167V171L155 172V173H151L150 175H149V173H147L149 176H148V179L150 178V179H157V181L159 182V181H161L162 182V180H165V179H170V180H173L174 179V177H173V169H170V167L169 168H167V167H161V166ZM180 165V164H179ZM223 165H224V162H223ZM233 165H235V164H233ZM79 166V167H78ZM127 166H129V165H127ZM147 166V165H146ZM145 166V167H146ZM225 166H226V164H225ZM5 167H3V168H5ZM63 167V166H62ZM103 167V166H102ZM101 167V171H104L103 169H105V166L102 168ZM144 167V166H143ZM182 167V166H181ZM230 167V166H229ZM2 168V167H1ZM81 168V169H80ZM234 168H232V169H234ZM37 169H39V167L37 168ZM131 169H132V167H131ZM212 169H213V167H212ZM212 169L210 170V171H212ZM221 169H224V168H219V170H221ZM226 169V168H225ZM133 170V169H132ZM149 170V169H148ZM215 170V169H214ZM217 170V169H216ZM215 170V171H216ZM152 171V170H151ZM209 171V172H210ZM218 171V170H217ZM223 170H221L220 171V173L222 172ZM57 172H59V171H57ZM71 171H70V173H72ZM214 172V171H213ZM1 173V172H0ZM5 173H3V175L5 174ZM60 173V172H59ZM69 173V174H70ZM101 173V172H100ZM109 173L111 174V172H108L107 171V173L105 174H101V177H97V178H101L100 180L102 181V183L101 182H99L98 183V181H99V179H97L96 178V180H97V184L98 185H100V187L101 188H98V189H101V190H104V197H102L103 199H112V200H114L116 203L118 202L117 200H120V198L119 197H122V196H120L121 194L123 195V193L126 191L125 189H118V190H116V191H108V188L109 187H111V186H113L114 185V183H115V181L112 183V182H110V178H108L110 175H109ZM133 173V172H132ZM217 173H219V171L217 172ZM29 174H30V172H29ZM63 174V173H62ZM65 174V173H64ZM128 174H129V172H128ZM135 174H136V171H135ZM146 174V175H147ZM183 174V173H182ZM210 174V173H209ZM3 175H0V176H3ZM80 175H81V173H80ZM109 175V176H108ZM133 175V174H132ZM141 175H145V173L144 174H141ZM220 175V174H219ZM108 176V177H107ZM129 176V175H128ZM131 176V175H130ZM138 176V178H140V174H138L137 175ZM143 176H141V178L143 177ZM111 177V176H110ZM115 177V176H114ZM134 177H136V176H134ZM169 177H171V178H169ZM184 177V176H183ZM182 177V178H183ZM112 179H113V177H111ZM140 178V179H141ZM180 178V179H179ZM178 178V181H181V177H179ZM221 178V179H220ZM25 179V178H24ZM23 179V180H24ZM28 179V178H27ZM40 179H42V177L40 178ZM92 179V178H91ZM110 179V180H109ZM115 179V178H114ZM147 179V178H146ZM175 179H176V177H175ZM206 179V178H205ZM1 180V179H0ZM7 179H5V180H3L2 181V187L4 186V185H6V184H4V181H6ZM37 180V179H36ZM125 180V179H124ZM201 180V179H200ZM255 180V179H254ZM253 180V181H254ZM11 181H13V180H11ZM10 181V182H11ZM38 181H40V180H38ZM42 181V180H41ZM156 181V180H155ZM197 181H198V179H197ZM196 181V182H197ZM203 181H205V180H203ZM208 181V180H207ZM216 181V179H214V180H212V182H215ZM13 182H15V181H13ZM44 182H43V184H44ZM59 182V181H58ZM161 182H159V183H161ZM174 183H175V180L173 181ZM184 182V181H183ZM6 183V182H5ZM8 183V182H7ZM20 182H18V186H16V188L17 187H19V184ZM24 183V182H23ZM38 183V182H37ZM82 183V182H81ZM96 183H92V185H95ZM118 183H120L119 181H118ZM144 183V182H143ZM155 183V182H154ZM200 183H201V181H200ZM199 183V184H200ZM4 184V185H3ZM36 184V183H35ZM39 184V183H38ZM96 184V185H97ZM113 184V185H112ZM135 184H137V183H135ZM145 184V183H144ZM143 184V185H144ZM171 184V183H170ZM175 184H177V183H175ZM180 184V183H179ZM187 184H189V182L187 183ZM196 184H198V183H196ZM202 184V183H201ZM203 184H206V182L205 183H203ZM212 185H213V183H211ZM27 185V184H26ZM25 185V186H26ZM40 186H41V184H39ZM91 185V184H90ZM95 185V186H96ZM122 185V184H121ZM128 185V184H127ZM154 185V184H153ZM182 185V184H181ZM181 185H179V187L181 186ZM192 185H195V183L194 184H192ZM214 185H216V183H214ZM213 185V186H214ZM89 186V185H88ZM94 186V187H95ZM156 186H157V183H156ZM167 186V185H166ZM171 186V185H170ZM169 186V187H170ZM175 186V190H176V185H174ZM173 186V187H174ZM188 186V185H187ZM191 186V185H190ZM196 187L198 186V185H195ZM202 186V185H201ZM204 186H207V185H204ZM11 187V186H10ZM13 187V186H12ZM138 187V186H137ZM172 187V186H171ZM223 187V188H222ZM25 188V187H24ZM23 188V189H24ZM36 188V187H35ZM96 188V189H97ZM118 188V187H117ZM128 188H131V186H129ZM128 188H126V189H128ZM161 188V187H160ZM164 188V187H163ZM162 188V190L163 191H165V192H167V188L168 187H166V188H164L163 189ZM181 188V187H180ZM187 187H185V189H186ZM207 188V187H206ZM220 188V187H219ZM256 188V187H255ZM12 189V188H11ZM37 189V188H36ZM96 189H94V190H96ZM114 189V188H113ZM135 189H138V188H135ZM134 189V190H135ZM150 189V188H149ZM181 189H183V187L181 188ZM208 189V188H207ZM257 189V188H256ZM256 189H254L255 191L254 192H256ZM1 190V189H0ZM13 190V189H12ZM20 190H22V188L20 189ZM30 190V189H29ZM44 190V189H43ZM130 190V189H129ZM131 190H132V188H131ZM178 190H180L179 188H177V190L175 191V192H178ZM190 190V189H189ZM193 190H195L196 191V188L195 189H193ZM203 190H205V189H203ZM211 190V189H210ZM214 190V189H213ZM212 190V191H213ZM225 190V189H224ZM16 191V190H15ZM98 190H96V194H98V192H97ZM133 191V190H132ZM149 191V190H148ZM147 191V192H148ZM151 191V190H150ZM157 191V190H156ZM162 191V192H163ZM171 191V190H170ZM186 191V190H185ZM191 191V190H190ZM200 191H202L201 190V188H200V190L198 191V193H200ZM219 191V190H218ZM252 191V190H251ZM4 192V191H3ZM6 192V191H5ZM8 192V191H7ZM12 192V191H11ZM41 192V191H40ZM109 192V193H108ZM146 192V191H145ZM153 192V191H152ZM155 192V191H154ZM158 192V191H157ZM156 192V193H157ZM160 192H161V189H159V193L158 194H160ZM162 192H161V194L160 195H162ZM182 192V191H181ZM180 192V193H181ZM1 193V192H0ZM13 193V192H12ZM11 193V194H12ZM91 193V192H90ZM93 193V192H92ZM173 193V192H172ZM219 193V192H218ZM243 193H245V192H243ZM243 193H240V194H243ZM250 193V191L248 192V194ZM54 194V193H53ZM165 194V193H164ZM163 194V195H164ZM168 194H169V191H168ZM171 194V193H170ZM179 194V193H178ZM177 194V195H178ZM203 194V193H202ZM201 194V195H202ZM239 194V193H238ZM251 195H252V192L250 193ZM6 195V194H5ZM38 196H39V193L37 194ZM57 195V194H56ZM85 195V194H84ZM99 195V194H98ZM159 195V196H160ZM189 197H190V195H189V193L187 194ZM192 195H195V194H192ZM198 195V194H197ZM204 195H205V193H204ZM212 195V194H211ZM251 195H249V196H251ZM255 195V194H254ZM3 196V195H2ZM29 196V195H28ZM33 196V194L30 196V197H32ZM47 196V195H46ZM87 196V195H86ZM89 196V195H88ZM94 196V195H93ZM181 196V195H180ZM207 196V195H206ZM234 196V195H233ZM238 196V195H237ZM8 197V196H7ZM11 197V196H10ZM41 197V196H40ZM39 197V198H40ZM168 197V196H167ZM174 197V196H173ZM176 197V196H175ZM185 196H181L180 197V199L181 198H184ZM188 197V198H189ZM194 197V196H193ZM248 197V196H247ZM14 198V197H13ZM49 198V197H48ZM47 198V199H48ZM136 198V197H135ZM169 199H170V197H168ZM192 198V197H191ZM196 198V197H195ZM195 198H192V200L193 199H195ZM199 197H197V199H198ZM236 198V197H235ZM235 198H232V199H235ZM246 198V193L244 194V198L243 197H241V200L240 201H242V199H243V201H244V199ZM249 198V197H248ZM6 199V198H5ZM37 200H39V199H37ZM58 200V199H57ZM57 200H55L56 202H57ZM134 200H136V199H134ZM132 201V202H135V201ZM174 200V202L173 203H175V204H177V202L178 201H175V199H173ZM176 200H178L177 198H176ZM181 200H183V199H181ZM223 200V199H222ZM246 200V199H245ZM256 200V199H255ZM264 200V199H263ZM4 201V200H3ZM9 201V200H8ZM15 200H13L12 202H14ZM64 201V200H63ZM110 201V200H109ZM122 201V200H121ZM140 201V200H139ZM191 201V200H190ZM194 201V200H193ZM193 201H191L190 203H192ZM201 201V200H200ZM232 201H234V200H232ZM232 201H231V203H230V205L231 204H233L232 203ZM249 201V200H248ZM5 202V201H4ZM10 202V201H9ZM106 202H107V200H106ZM105 202V203H106ZM114 202V203H115ZM127 202V201H126ZM126 202H124V203H126ZM132 202H130V204L132 203ZM144 202V201H143ZM143 202H141L140 204H142ZM172 202V201H171ZM181 202V201H180ZM221 202V201H220ZM237 202V201H236ZM235 202V203H236ZM252 202V201H251ZM7 202H5V204H6ZM63 203V202H62ZM105 203H104V205H105ZM120 203V202H119ZM139 203V202H138ZM150 203V202H149ZM155 203V202H154ZM153 203V204H154ZM199 203V202H198ZM263 203V202H262ZM61 204V203H60ZM81 204V203H80ZM87 204V203H86ZM122 204V203H121ZM127 204V203H126ZM133 204V203H132ZM145 204V203H144ZM143 204V205H144ZM152 204V205H153ZM180 204V203H179ZM227 204H229V203H227ZM256 204V203H255ZM264 204V203H263ZM8 205V204H7ZM55 205H57V204H55ZM55 205H52V207L53 206H55ZM62 205V204H61ZM61 205H59L60 207H61ZM113 205V204H112ZM128 205V207H126V208H129L130 206H129V204H127ZM134 205V204H133ZM136 205H138V204H136ZM146 205V204H145ZM151 205V204H150ZM154 205H157V203H155ZM159 206L161 205V204H158ZM173 205V204H172ZM191 205V207H192V205H193V203L192 204H190ZM195 205V204H194ZM193 205V206H194ZM216 205V204H215ZM225 205V204H224ZM12 206V205H11ZM63 206V205H62ZM70 206V205H69ZM100 206V205H99ZM107 206H108V204H107ZM114 206H116V207H113L114 209H116L119 205H114ZM140 206V205H139ZM169 206H170V204H169ZM174 206V205H173ZM189 206V205H188ZM196 206V205H195ZM226 206H228V205H226ZM234 206H236L235 204H234ZM238 206V205H237ZM236 206V207H237ZM243 206H244V203H243ZM247 206V205H246ZM13 207V206H12ZM21 207V206H20ZM19 207V208H20ZM51 207V206H50ZM87 207V206H86ZM103 207V206H102ZM110 207V206H109ZM148 207V206H147ZM180 207V206H179ZM201 207H204V206H201ZM229 207V206H228ZM233 207V206H232ZM235 207V208H236ZM250 207V206H249ZM257 207V206H256ZM259 207V206H258ZM257 207V208H258ZM260 207H262L261 205H260ZM9 208H10V206H9ZM15 208H17L18 209V207H15ZM54 208V207H53ZM52 208V209H53ZM61 208H63V207H61ZM69 208V207H68ZM73 208V207H72ZM71 208V209H72ZM105 208H107L106 207V205H105ZM113 208H111V210H110V212L111 211H114V213H115V210L113 209ZM119 208H120V206H119ZM122 208H124V205H123V207ZM133 209L135 208V209H137L136 207H132ZM141 208V207H140ZM140 208H139V212H141L142 210H140ZM149 208V207H148ZM172 208V207H171ZM189 208H190V206H189ZM189 208H187V209H189ZM192 208H194V211H195V207H192ZM191 208V209H192ZM210 208V207H209ZM209 208H207V212L209 213ZM227 208V207H226ZM226 208H224L225 209V212H227L226 210L228 209H226ZM242 208L243 207H238V208H236L235 209V213L236 214H239V212L240 211H242ZM255 208V207H254ZM254 209V210H256V211H259L258 209ZM263 208H264V205H263ZM14 209V208H13ZM24 209V208H23ZM55 209V208H54ZM53 209V210H54ZM66 209V208H65ZM77 209H79V208H77ZM92 209V208H91ZM96 209V208H95ZM108 209V208H107ZM130 209V208H129ZM178 209V208H177ZM177 209H175V210H177ZM182 209H184V208H182ZM196 209H197V206H196ZM210 209H212V208H210ZM233 210H234V208H232ZM260 209V208H259ZM67 210V209H66ZM80 210V209H79ZM102 210V209H101ZM128 210V209H127ZM138 210V209H137ZM181 210V209H180ZM179 210V211H180ZM190 210V209H189ZM204 210V209H203ZM203 210H202V212H201V214L203 213ZM214 210V209H213ZM219 210H222L221 208L219 209ZM229 210V209H228ZM230 210H231V208H230ZM230 210L228 211V212H230ZM262 210V209H261ZM260 210V211H261ZM11 211H13L12 210V208H11ZM63 211H65V210H63ZM68 211V210H67ZM87 211V210H86ZM90 211V210H89ZM88 211V212H89ZM124 211H126L125 210V208H124ZM129 211V210H128ZM128 211H126V212H128ZM130 211H131V209H130ZM130 211H129V213H130ZM134 210H132V212H133ZM174 211V210H173ZM184 211V210H183ZM197 211V210H196ZM258 212V215L260 214L261 215V212L263 211H261V212ZM21 212V211H20ZM35 210L34 211H32V210H30V208H26L25 207V209L23 210V213L24 214H26V215H28L29 217H37V216H35V215H37V214H35ZM66 212V211H65ZM73 212V211H72ZM84 212V211H83ZM108 212V211H107ZM117 212H119L120 213V211L118 210ZM166 212V211H165ZM175 212V211H174ZM181 212H182V210H181ZM191 212V211H190ZM213 212V211H212ZM220 212V211H219ZM233 212V211H232ZM52 213V212H51ZM67 213V212H66ZM80 213V212H79ZM87 213V212H86ZM94 213V212H93ZM106 213V212H105ZM122 213V212H121ZM134 213H138V211H134ZM133 213V214H134ZM204 213H205V215H207L206 214V209H205V211H204ZM210 213H211V211H210ZM217 213V212H216ZM263 213H264V211H263ZM262 213V214H263ZM50 214V213H49ZM72 214V213H71ZM84 214V213H83ZM97 214V213H96ZM141 214V213H140ZM171 214V213H170ZM170 214H169V217H170ZM174 214V213H173ZM176 214V213H175ZM180 214H184V212L183 213H180ZM178 215V216H180L181 217V215ZM198 214V217H199V213H197ZM213 214H214V212H213ZM213 214H208V216H206V217H208V218H210L211 217V215L213 216ZM20 216H22V212L19 214ZM61 215H63L62 214V212H61ZM60 215V216H61ZM65 215V214H64ZM63 215V216H64ZM67 215V214H66ZM65 215V216H66ZM81 215V214H80ZM116 215V214H115ZM118 215V214H117ZM137 215V214H136ZM185 215H186V213H185ZM189 215V214H188ZM195 215H196V213H195ZM203 215V214H202ZM201 215V216H202ZM224 215V214H223ZM222 215V216H223ZM17 215H15V217H16ZM20 216H18V217H20ZM27 216V217H28ZM76 216V215H75ZM90 216V215H89ZM95 216V215H94ZM166 216V215H165ZM175 216V215H174ZM197 216V215H196ZM210 216V217H209ZM217 216V215H216ZM82 217V216H81ZM85 217V216H84ZM92 217H93V215H92ZM147 217H149V216H147ZM168 217V216H167ZM180 217H177V218H174V219H178L179 218V220L181 221V224H183L182 223V219L180 218ZM203 217H204V215H203ZM219 216H217V218H218ZM223 217H225V215L223 216ZM229 217V216H228ZM239 217V216H238ZM22 218H23V216H22ZM21 218V219H22ZM52 218V217H51ZM104 218V217H103ZM102 218V219H103ZM171 218V217H170ZM169 218V220H171ZM212 218V217H211ZM210 218V219H211ZM217 218L215 217L214 219L215 220H217ZM226 218V217H225ZM263 218V217H262ZM24 219V218H23ZM27 218H25V220H26ZM33 219V218H32ZM35 219V218H34ZM44 219V218H43ZM53 219V218H52ZM85 219V218H84ZM89 218H87V220H88ZM92 219V218H91ZM90 219V220H91ZM134 219V218H133ZM164 219H167L166 217L164 218ZM173 219V218H172ZM184 219V218H183ZM209 219V220H210ZM227 219H229V218H227ZM230 219L231 220H228L229 222L231 221L232 223V225L230 224L229 226H227V229L229 230V228H230V226H231V233H229V235L231 234V237L233 236V233H234V230H235V228L233 227V232H232V226H234L235 225V227H236V224L237 223H245V220H247V219H242V220H244V222L242 221V220H240V221H242V222H240L239 220H234L233 218H231L230 217ZM236 219H238V218H236ZM36 221H33L34 223H29V225L31 226V227H36V226H38V225H40V223L42 222V220L38 217L37 219H35ZM111 220H114V219H111ZM140 220V219H139ZM168 220V221H169ZM185 220V222L184 223H186V218L184 219ZM200 220V219H199ZM203 221H208V219L207 220H204V219H202ZM214 220V222L215 223H213V224H210V225H214V224H216L217 223V225H218V223H220V224H222V222H216ZM218 220H219V218H218ZM49 221H50V218H49ZM75 221V220H74ZM89 221V220H88ZM97 221H98V219H97ZM100 221V220H99ZM142 221V220H141ZM141 221H139V225H138V221H137V226H134V227H136L137 229H135L134 227V229L133 230H137V232H138V230H140L141 229V225H140V222ZM146 221V220H145ZM167 221V220H166ZM167 221V222H168ZM172 221H174V220H172ZM203 221H201V222H203ZM211 221V220H210ZM210 221H209V223H210ZM220 221V220H219ZM226 221V220H225ZM234 221V222H233ZM23 222V221H22ZM86 222V221H85ZM101 222V221H100ZM111 222V221H110ZM175 222V221H174ZM196 222H200V221H196ZM246 222H249V220L248 221H246ZM15 224H18V223H20L19 221H18V223L17 222H14ZM24 223H26L25 221H24ZM28 223V222H27ZM105 223H107V222H105ZM159 223V222H158ZM169 223L171 224V221H169ZM173 223V222H172ZM176 223H177V221H176ZM178 223H180V222H178ZM191 221L189 222V220H188V224H190V226H189V229L192 231L193 229L192 228H194V227H191V226H193V224H194V222H193V224L191 225ZM211 223H212V221H211ZM254 223H256V222H254ZM253 223V224H254ZM21 224H23V223H21ZM51 224V223H50ZM64 224V223H63ZM80 224V223H79ZM91 224H93V222L91 223ZM96 224V223H95ZM98 224V223H97ZM156 223L154 222V224L152 225V227L151 228H153V226L155 225ZM175 224V223H174ZM206 224H208L207 222L204 224L205 226H206ZM220 224H219V227H221L220 226ZM234 224V225H233ZM242 224V225H243ZM100 225H104V224H100ZM110 225V224H109ZM108 225V226H109ZM128 226H129V224H127ZM132 225H134V224H132ZM157 225V224H156ZM155 225V226H156ZM172 225V224H171ZM199 227L198 228H200V227H202L201 226V224L199 223ZM209 224H208V226H210ZM217 225H214V227L216 226V229H215V231L216 232H214L215 234H217L218 233V231H217V229H218V227H217ZM225 225V224H224ZM227 225V224H226ZM226 225L225 226H223V228L222 229H225L226 228ZM28 226V225H27ZM56 226V225H55ZM76 226V225H75ZM91 226V225H90ZM118 226V225H117ZM119 226H126V224H124V225H122V224H120ZM142 226H144L143 224H142ZM149 226V225H148ZM154 226V230H155V228L157 229V227H155ZM174 226L175 225H173V227H171L170 226V228H174ZM177 226V225H176ZM207 226V227H208ZM240 226V225H239ZM245 226V225H244ZM243 226V227H244ZM259 226V225H258ZM41 227V226H40ZM52 227H53V225H52ZM81 227V226H80ZM99 227V226H98ZM102 227V226H101ZM114 227V226H113ZM132 226L130 225V228H131ZM147 227V226H146ZM185 227H186V225L184 226V229H185ZM241 227V226H240ZM43 228V227H42ZM46 228V227H45ZM54 228V227H53ZM62 228V227H61ZM73 228H74V226H73ZM90 228V227H89ZM88 228V229H89ZM120 228V227H119ZM129 228V227H128ZM149 228V227H148ZM148 228L146 229L147 230V232H148ZM177 228V227H176ZM175 228V229H176ZM183 228V227H182ZM187 228V227H186ZM198 228H197V230H198ZM206 227H204L203 229H200V232H198L197 230V232L196 231H194L195 230V228H194V230H193V232H195V233H201V230H202V232L203 233H205V235H203V236H206L207 235V231L208 230H210V229H212L213 230V227L212 226H210V229L208 228V230L206 231V229H205ZM249 228V227H248ZM28 229V228H27ZM36 229V228H35ZM44 229V228H43ZM77 229V228H76ZM152 229V231L151 232H153L154 230ZM174 229V230H175ZM179 229V231L181 232V230H183V229H181V226L178 228ZM181 229V230H180ZM205 229V231H203ZM220 229V228H219ZM226 229V230H227ZM63 230H65V229H63ZM79 230V229H78ZM80 230H82V229H80ZM109 230H111V229H109ZM172 230V229H171ZM226 230H224V232H226ZM73 231H74V229H73ZM112 231V230H111ZM173 231V230H172ZM175 231H177V229L175 230ZM185 231V230H184ZM184 231H182V232H184ZM190 231V232H191ZM219 231H223V230H219ZM241 231V230H240ZM243 231V230H242ZM72 232V231H71ZM104 232V231H103ZM119 232V231H118ZM117 232V233H118ZM121 232V231H120ZM131 232V231H130ZM134 232V231H133ZM136 232V233H137ZM140 232V231H139ZM151 232H148L147 233V235L149 236V239L150 240H152L151 238H152V236L150 237V235H152L151 234ZM159 232V231H158ZM185 232H189L187 229H186V231ZM207 232V233H206ZM211 232V231H210ZM209 232V233H210ZM223 232V233H224ZM237 232H239L238 230H237ZM237 232H235V233H237ZM78 233H79V231H78ZM122 233H127V231L126 230H124V232H122ZM135 233V232H134ZM149 233H150V235H149ZM154 233H157L156 232V230H155V232ZM203 233H201V235L203 234ZM213 233V234H214ZM223 233H222V235H223ZM68 234H70V232H68ZM86 234V233H85ZM119 234V233H118ZM194 234V233H193ZM197 234H194V235H196L197 236ZM221 233L219 232V235H218V238H219V236L220 237H223V236H221L220 235ZM35 235H36V233H35ZM38 235V234H37ZM39 235H41V234H39ZM142 235V234H141ZM199 235V238H200V234H198ZM235 235V234H234ZM56 236V235H55ZM89 236V235H88ZM119 236H120V234H119ZM143 236V235H142ZM144 236H146V234L144 235ZM143 236V237H144ZM166 236V235H165ZM168 236V235H167ZM196 236H194V237H196ZM208 236V235H207ZM60 237V236H59ZM97 237V236H96ZM95 237V238H96ZM100 237V236H99ZM142 237V238H143ZM147 237V236H146ZM193 237V238H194ZM209 237V236H208ZM212 237V236H211ZM214 237V236H213ZM216 237V236H215ZM224 237L226 238V236L224 235ZM224 237H223V239H224ZM228 237V236H227ZM46 238H48L47 236H46ZM52 238V237H51ZM91 238V237H90ZM98 238V237H97ZM119 238V237H118ZM140 238V237H139ZM141 238V239H142ZM153 240L155 241L154 243H157V244H155V245H158V243H163V239H161V238H159L158 239V237L157 238H155L154 236H153ZM164 238V237H163ZM197 238H198V236H197ZM35 238H33L32 237V241L34 240ZM101 239V238H100ZM109 239V238H108ZM124 239H125V237H124ZM137 239V238H136ZM140 239V240H141ZM149 239H147V241L149 240ZM155 239H157V240H155ZM166 239V238H165ZM167 239L169 240L170 239V236H168L167 237ZM172 239V238H171ZM171 239L169 240V241H171ZM196 238H194V240H195ZM201 239V238H200ZM203 239H207V237L206 238H203ZM203 239H201L202 240V243H203ZM222 239V240H223ZM229 240H230V238H228ZM29 240V239H28ZM44 240V239H43ZM43 240H42V242H43ZM98 240V239H97ZM152 240V241H153ZM217 240H219V239H217ZM36 241V240H35ZM46 241H48V240H46ZM114 241V240H113ZM141 241H146V238H144L143 240H141ZM146 241V242H147ZM157 241V242H156ZM199 242L200 240H196V242ZM220 241V240H219ZM232 241H233V239H232ZM28 242H30V241H28ZM109 242V241H108ZM107 242V243H108ZM197 242V243H198ZM222 242V241H221ZM226 242V241H225ZM34 243V242H33ZM39 244V246L41 247V245H40V242H36V243H34V244ZM46 243V242H45ZM110 243H112L111 242V240H110ZM148 243H150L149 245L146 243V245H148V246H153V242H152V244H151V241H149ZM201 242H200V244H196L197 246H202L203 244H202ZM231 243V242H230ZM237 243V242H236ZM236 243H234V244H236ZM44 244V242L42 243V245ZM102 244V243H101ZM113 245H115L116 243L115 242H113L112 243ZM172 244V243H171ZM189 244V243H188ZM202 244V245H201ZM229 244V243H228ZM106 245V244H105ZM104 245V246H105ZM117 245V244H116ZM154 245V246H155ZM237 245V244H236ZM235 245V246H236ZM38 246V245H37ZM46 246V245H45ZM107 246H108V244H107ZM153 246V247H154ZM229 246V245H228ZM26 247H28V245L26 246ZM30 247V246H29ZM180 247V246H179ZM194 247V246H193ZM221 247V246H220ZM226 248H227V246H225ZM232 247V246H231ZM34 248H36V245H34ZM117 248V247H116ZM121 248V247H120ZM147 248V247H146ZM149 249H145V250H148V252L147 253H149V251H150V255L149 256H151V251L152 250H150V249H152V248H150V247H148ZM154 248H156V247H154ZM153 248V249H154ZM186 248V247H185ZM195 248V247H194ZM229 248V247H228ZM234 248V247H233ZM253 248V247H252ZM30 249V248H29ZM51 249V248H50ZM53 249V248H52ZM161 249V248H160ZM159 248H158V252H159V250H160ZM190 249V248H189ZM223 249H225L224 247H223ZM48 250V249H47ZM101 250V249H100ZM156 250H157V248H156ZM167 250V249H166ZM196 250V249H195ZM217 250H219V249H217ZM215 251V252H217V254L219 253H221V252H218V251ZM220 250L222 251V249L220 248ZM228 250V249H227ZM230 250V249H229ZM229 250H228V252H229ZM234 250H236V249H234ZM264 250V249H263ZM116 251V250H115ZM107 252V251H106ZM114 252V251H113ZM157 251H156V254L154 253V255L155 256H157V253H158ZM163 252V251H162ZM207 252V251H206ZM205 252V253H206ZM209 252V251H208ZM206 253V254H209L210 255V253ZM224 252H225V250H224ZM224 252L223 253H221L220 255L221 256H223L224 255ZM227 252V251H226ZM227 252V253H228ZM230 252H232V251H230ZM236 252V255H237V252L238 251H235ZM234 252V253H235ZM250 252V251H249ZM254 252V251H253ZM19 253V255H20V252H18ZM233 253V252H232ZM239 253H241L240 251H239ZM107 254V253H106ZM162 254L163 253H161V255H160V253H159V255H160V257L162 256ZM194 254V253H193ZM204 255V254H201L200 256H204V258H205V256H208V255ZM213 254H215L214 252H213ZM216 254V255H217ZM256 254V252L253 254V255H255ZM18 255V254H17ZM108 255V254H107ZM117 255V254H116ZM153 255V254H152ZM167 255H169V254H167ZM192 255V254H191ZM198 255V254H197ZM211 255H212V253H211ZM210 255V256H211ZM215 255V256H216ZM227 255V254H226ZM229 255H230V253H229ZM233 254H231V256H232ZM235 255V254H234ZM235 255V256H236ZM243 255V253L241 254V256ZM246 255V254H245ZM252 255V252L250 253V256ZM256 255H258V254H256ZM264 255V254H263ZM166 256V255H165ZM194 256V255H193ZM202 256V257H203ZM213 256V255H212ZM219 256V255H218ZM228 256V255H227ZM248 256V255H247ZM250 256H248V257H250ZM259 256V255H258ZM14 257H16L17 258V256H14ZM117 257V256H116ZM167 257V256H166ZM197 258V256H196V254H195V256L193 257V258ZM225 257V256H224ZM236 257H239L238 255L236 256ZM243 257V256H242ZM248 257H247V259H248ZM84 258V257H83ZM201 257H199V259H200ZM220 258V257H219ZM222 258V257H221ZM231 258V257H230ZM229 258V259H230ZM243 258H245V257H243ZM252 258V257H251ZM251 258H250V260H251ZM253 258H254V256H253ZM198 259V258H197ZM207 259V258H206ZM224 259H226V257L224 258ZM223 259V260H224ZM236 259V258H235ZM246 259V258H245ZM259 259V258H258ZM17 260V259H16ZM194 260V259H193ZM196 260V259H195ZM237 260V259H236ZM249 260V262H251ZM90 261V260H89ZM96 261V260H95ZM217 261H219L218 259H217ZM238 261H240V259H238ZM243 261V260H242ZM257 261H259V260H257ZM256 261V262H257ZM87 262V261H86ZM195 262V264H196V262L197 261H194ZM198 262H199V260H198ZM203 262H205V261H203ZM206 262H208V261H206ZM213 262V261H212ZM225 262L227 263L228 261L226 260V261H223L222 263H224L225 264ZM231 262H232V260H231ZM234 262H235V260H234ZM233 262V263H234ZM244 262V261H243ZM249 262H246L245 261V264L247 263V264H250ZM253 262V261H252ZM251 262V263H252ZM77 263V262H76ZM89 263V262H88ZM215 264H216V262H214ZM217 263H219V264H222L221 262H217ZM242 263V262H241ZM253 263H255V262H253ZM252 263V264H253ZM260 263V262H259ZM258 262L257 263H255V264H259ZM262 263V262H261ZM190 264V263H189ZM200 264V263H199ZM204 264V263H203ZM211 264V263H210ZM213 264V263H212ZM232 264V263H231ZM235 264H237V263H235ZM239 264H240V262H239ZM264 264V263H263Z\"/></svg>",
	"mask_w": 264,
	"mask_h": 264
}]
</instances>
